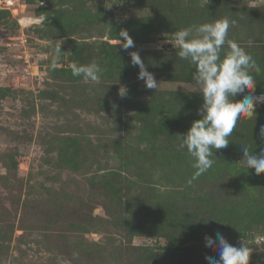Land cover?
Returning a JSON list of instances; mask_svg holds the SVG:
<instances>
[{
  "label": "rangeland",
  "instance_id": "374dc122",
  "mask_svg": "<svg viewBox=\"0 0 264 264\" xmlns=\"http://www.w3.org/2000/svg\"><path fill=\"white\" fill-rule=\"evenodd\" d=\"M12 1L0 9V264H208L218 254L205 236L217 233L264 264V212L253 208L264 207V173L242 160V144L264 151V102L189 185L193 161L178 145L203 95L168 42L234 19L228 38L259 65L249 94L260 96L264 0ZM133 52L157 89L138 79ZM92 61L99 82L72 75Z\"/></svg>",
  "mask_w": 264,
  "mask_h": 264
},
{
  "label": "clouds",
  "instance_id": "9594fccd",
  "mask_svg": "<svg viewBox=\"0 0 264 264\" xmlns=\"http://www.w3.org/2000/svg\"><path fill=\"white\" fill-rule=\"evenodd\" d=\"M235 24L236 21L229 18L193 24L177 29L172 39L168 40L175 47L178 58L194 66L192 81L199 86V92L203 95V103L198 110L201 118L194 120L186 133L180 134L178 145L179 149L187 150L193 161L195 171L188 180L189 185L213 166L214 150L229 147V137L237 129L238 121L255 119L257 103L264 102V94H249L255 90L253 70L258 73L259 65L245 47L228 38V30ZM123 32L124 47H132V38L126 30ZM251 45L249 41L248 46ZM60 52L61 47L56 49L57 56ZM131 57L133 66L139 67L138 79L145 82L146 88L157 89L158 82L139 54L133 52ZM100 72L95 61L72 66V75L85 82H99ZM127 91L125 86H121L118 94L123 98ZM238 96L243 98L236 99ZM260 136L264 138V127L260 130ZM242 145V160L248 169L254 168L257 175L264 173V151L253 153L249 146ZM205 243L206 247L218 254V258L205 257L208 264H249L251 251L245 243L234 246L221 233H217L215 239L205 236ZM57 264H65V261L58 258Z\"/></svg>",
  "mask_w": 264,
  "mask_h": 264
},
{
  "label": "built area",
  "instance_id": "2783aa9c",
  "mask_svg": "<svg viewBox=\"0 0 264 264\" xmlns=\"http://www.w3.org/2000/svg\"><path fill=\"white\" fill-rule=\"evenodd\" d=\"M14 5L12 0H0V9L8 8Z\"/></svg>",
  "mask_w": 264,
  "mask_h": 264
},
{
  "label": "trees",
  "instance_id": "16d2710c",
  "mask_svg": "<svg viewBox=\"0 0 264 264\" xmlns=\"http://www.w3.org/2000/svg\"><path fill=\"white\" fill-rule=\"evenodd\" d=\"M263 122H264V119H263ZM255 174H256V172H255ZM262 174H263V173H261V174H259V175L256 174L259 180L262 179V178H261V177H262ZM262 203L264 204V202H262ZM253 208H254V209H258L259 211L264 212V207H262V208H260V209H259V208H256V207H253ZM210 214H211V215H210V216H211V220L214 219L215 216L217 215V214H216L215 212H213V211H211Z\"/></svg>",
  "mask_w": 264,
  "mask_h": 264
},
{
  "label": "bare ground",
  "instance_id": "6f19581e",
  "mask_svg": "<svg viewBox=\"0 0 264 264\" xmlns=\"http://www.w3.org/2000/svg\"><path fill=\"white\" fill-rule=\"evenodd\" d=\"M22 21H25V20H22Z\"/></svg>",
  "mask_w": 264,
  "mask_h": 264
}]
</instances>
